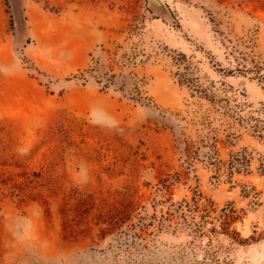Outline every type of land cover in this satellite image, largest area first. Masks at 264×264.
Here are the masks:
<instances>
[{"label": "rangeland", "instance_id": "rangeland-1", "mask_svg": "<svg viewBox=\"0 0 264 264\" xmlns=\"http://www.w3.org/2000/svg\"><path fill=\"white\" fill-rule=\"evenodd\" d=\"M0 0V264H264V0Z\"/></svg>", "mask_w": 264, "mask_h": 264}, {"label": "water", "instance_id": "water-1", "mask_svg": "<svg viewBox=\"0 0 264 264\" xmlns=\"http://www.w3.org/2000/svg\"><path fill=\"white\" fill-rule=\"evenodd\" d=\"M156 2V4L161 5L159 0H154Z\"/></svg>", "mask_w": 264, "mask_h": 264}]
</instances>
